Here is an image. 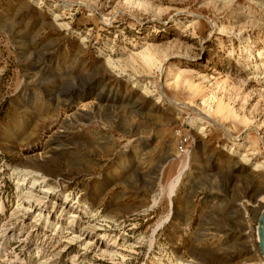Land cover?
I'll use <instances>...</instances> for the list:
<instances>
[{
    "label": "rangeland",
    "instance_id": "rangeland-1",
    "mask_svg": "<svg viewBox=\"0 0 264 264\" xmlns=\"http://www.w3.org/2000/svg\"><path fill=\"white\" fill-rule=\"evenodd\" d=\"M263 210L264 0H0V264H264Z\"/></svg>",
    "mask_w": 264,
    "mask_h": 264
},
{
    "label": "bare ground",
    "instance_id": "bare-ground-1",
    "mask_svg": "<svg viewBox=\"0 0 264 264\" xmlns=\"http://www.w3.org/2000/svg\"><path fill=\"white\" fill-rule=\"evenodd\" d=\"M222 110H223V107H222V105H220V106H218L217 107V109L215 110L216 111V113H220V112H222ZM26 175V177L28 176V175H30V173H26L25 174ZM180 178V177H179ZM176 180V179H175ZM178 180V179H177ZM46 182H47V177L46 176H42V175H37L35 178H34V183L36 184V183H38V184H40V185H44V184H46ZM175 186V185H174ZM173 186V187H174ZM172 187V188H173ZM46 190H49V191H51V189L49 188H47ZM52 192V191H51ZM30 197H32V195H30ZM28 199H30L29 197H28ZM263 214H264V210L262 211V213H261V217L263 216ZM260 217V218H261ZM258 231H257V241H256V243H257V245H258V243H260V241H261V237H260V230H262L263 228H262V225H260L258 228ZM252 247H253V245H251V249H252ZM250 248V247H249ZM248 248V249H249ZM261 251V250H260ZM263 255V254H262ZM263 257H264V255H263Z\"/></svg>",
    "mask_w": 264,
    "mask_h": 264
},
{
    "label": "water",
    "instance_id": "water-1",
    "mask_svg": "<svg viewBox=\"0 0 264 264\" xmlns=\"http://www.w3.org/2000/svg\"><path fill=\"white\" fill-rule=\"evenodd\" d=\"M259 225H262V228H263L262 230H260L261 241L259 243V246H260L262 254L264 255V214L260 218V224Z\"/></svg>",
    "mask_w": 264,
    "mask_h": 264
}]
</instances>
